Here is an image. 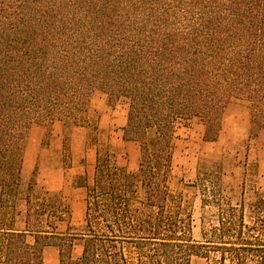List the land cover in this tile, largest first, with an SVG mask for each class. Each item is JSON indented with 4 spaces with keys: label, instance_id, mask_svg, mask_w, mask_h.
<instances>
[{
    "label": "trees",
    "instance_id": "16d2710c",
    "mask_svg": "<svg viewBox=\"0 0 264 264\" xmlns=\"http://www.w3.org/2000/svg\"><path fill=\"white\" fill-rule=\"evenodd\" d=\"M96 88L129 102L124 139L140 145L138 174L99 149L84 224L46 198L23 229L4 227L31 126L86 124ZM232 97L264 127V0H0V264H42L49 247L59 264H192L212 252L246 264L252 251L264 261L263 202L247 222L243 205L213 191L203 206L218 213L195 240L192 215L167 184L176 122L203 117L205 141L216 142ZM137 180L142 209L132 201Z\"/></svg>",
    "mask_w": 264,
    "mask_h": 264
},
{
    "label": "rangeland",
    "instance_id": "374dc122",
    "mask_svg": "<svg viewBox=\"0 0 264 264\" xmlns=\"http://www.w3.org/2000/svg\"><path fill=\"white\" fill-rule=\"evenodd\" d=\"M128 110L127 99L111 103L107 94L96 88L87 106L86 124L57 120L50 129L33 124L23 142L16 203L1 224L16 229L24 227L28 209L32 211L33 222L46 198L65 206L66 209H60L71 213L73 225L84 224L87 188L94 182L99 149H109L127 174L136 176L139 172L140 145L124 139ZM206 127L207 120L203 117L176 122L167 179L170 192L181 199L192 215L195 240H201L203 227L208 229L218 213L214 204L203 206V199L213 191L218 190L225 203L243 205L247 222H253L261 212L256 203H264V127L251 120L250 103L238 97L230 99L216 142L205 141ZM70 168L78 171L67 175ZM91 176L93 180L89 182ZM61 180L66 184L63 189ZM135 185L139 189L132 195V201L142 209L140 202L145 196L138 180ZM65 227L66 223H62L61 229ZM28 241L33 242L34 238L28 236ZM81 254L82 247L77 243L74 256ZM248 255L251 259L246 264H263L256 257L262 256V252L252 251ZM42 264H59L58 248H47ZM192 264H222L221 253L212 252L209 258L193 257ZM224 264L233 263L227 259Z\"/></svg>",
    "mask_w": 264,
    "mask_h": 264
},
{
    "label": "crops",
    "instance_id": "0c3cea01",
    "mask_svg": "<svg viewBox=\"0 0 264 264\" xmlns=\"http://www.w3.org/2000/svg\"><path fill=\"white\" fill-rule=\"evenodd\" d=\"M40 167V166H39ZM83 168V167H82ZM92 169H94V167L92 168ZM40 170H42L41 169V167H40ZM83 170H84V168H83ZM76 171H78V168L76 169V168H70V169H68V170H66V173H67V175L69 174V173H73V172H76ZM94 171V170H93ZM95 172V171H94ZM94 172H93V175H94ZM91 173H92V171H91ZM92 180H93V177L91 176V179H90V181L89 182H92ZM91 183H89V185H90ZM61 186V188L60 189H63V186H66V184L64 185V182L62 183V180H61V184H60ZM20 229H23V227L22 228H20ZM49 248H51V247H49ZM46 250V249H45ZM78 257V256H77Z\"/></svg>",
    "mask_w": 264,
    "mask_h": 264
}]
</instances>
